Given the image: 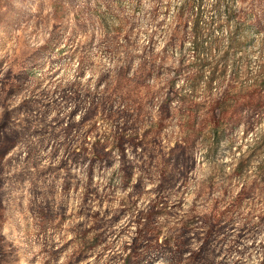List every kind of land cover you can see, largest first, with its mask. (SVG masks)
<instances>
[{
  "label": "rangeland",
  "instance_id": "1",
  "mask_svg": "<svg viewBox=\"0 0 264 264\" xmlns=\"http://www.w3.org/2000/svg\"><path fill=\"white\" fill-rule=\"evenodd\" d=\"M97 56L123 66L108 95L92 97L75 124L89 97L78 83L57 82V69L67 73L77 57ZM0 107V223L31 215L42 264H101L106 256L105 264H143L140 250L160 245L163 228L172 234L164 244L182 262L191 252L185 264H233V253L242 264L255 250L264 231V0H239V7L237 0H0ZM33 134L44 150L56 145L53 160L60 148L67 158L33 173ZM17 148L29 151L22 167ZM129 148L144 158L139 177ZM117 149L121 167L113 171ZM69 161L88 163L86 181ZM146 176L158 181L154 199L126 220L149 195ZM25 183L32 185L27 208ZM129 188L118 201L117 191ZM105 201L103 214L93 211ZM122 220L128 227H118ZM133 224L136 238L121 255ZM22 254L0 236V264H18Z\"/></svg>",
  "mask_w": 264,
  "mask_h": 264
},
{
  "label": "clouds",
  "instance_id": "2",
  "mask_svg": "<svg viewBox=\"0 0 264 264\" xmlns=\"http://www.w3.org/2000/svg\"><path fill=\"white\" fill-rule=\"evenodd\" d=\"M167 2V0H165ZM251 3V0H249V4ZM237 4L239 7V0H237ZM31 12H36V8H32ZM147 27V25H145ZM31 29H29L30 31ZM151 31V29H148ZM23 32V26L21 28H17L14 30L13 35L14 37L20 36ZM141 45L147 43V38H144L140 41ZM163 47V45H161ZM160 49L158 48L157 51ZM123 55V54H121ZM141 64V60L136 59L134 61L132 72L129 73V75L135 74L137 71V68ZM123 66V61L120 58L115 59H106L101 57H92L91 59L85 58L83 62L81 61L80 57H77L71 64L70 70L66 73L65 71L61 69H57L59 71V76L56 78L57 82L62 81L66 86L69 84H79L82 88V96H87L89 99L85 101L84 106L82 107L81 111L74 117L73 122L75 124H79L80 121L84 118L85 114L88 112V109L92 106V97L100 98L102 99L104 96L108 95L106 92V89L109 87V83L113 82L114 76H115V69ZM108 74L109 80L101 82V76ZM179 87V85H178ZM22 102L21 100H17V105H19ZM76 108V103H73L69 105L67 109L61 114L62 118L68 117L69 114L73 111V109ZM4 113V108L0 107V117H2ZM56 117V113L53 112L52 116L49 117L50 121ZM64 127H67V120L65 122ZM107 131H114V129L106 128ZM95 139V137H93ZM64 142V137L61 136L60 143ZM43 144V141H41L38 137V135L33 134V145H34V155L32 157L33 163L36 165V167H31V171L33 173H36L39 169L40 171L47 170L49 167H57L60 165L61 161L66 159L65 156V149L60 148L59 154L56 156L55 160L52 159L53 150L56 147L55 144L52 146L47 147L46 150L41 148V145ZM74 147H79V144H76ZM206 151V149H205ZM19 153V159L21 161L20 166H24V161L29 158V151L27 148L20 149L17 148L13 154ZM12 154H10L11 156ZM113 155L116 157V163L114 165L113 171H116L120 169L121 163H120V153L117 149ZM128 160L132 162L134 167L136 168V176H140V169L139 166L144 163V158L134 156L132 154L131 149H128ZM176 162L173 161L172 164L174 165ZM69 164L71 165V172L73 175L78 176L81 180L86 181L87 175L86 171L88 168V163H82V166H77L75 164H72L71 161H69ZM16 169H14L15 171ZM145 171H148V169H145ZM61 173L63 174V169H61ZM133 183H136V179H133ZM158 181H155L150 178V176L145 177V188L146 191L149 193L148 196H146L143 200L140 201V204L137 205L136 209H133L132 213L128 214L127 219H134V214L138 213L142 210V206H146V204L149 202V200L154 199V196L152 195V190L157 187ZM7 192V188L5 189ZM132 189L129 188L126 192H120L117 191V197L119 200H126L128 193L131 192ZM31 192H32V185L30 183H25L23 187V193L20 196V200L22 201L25 208H27L31 202ZM83 193V188L81 189V195ZM194 196H189L188 200L189 203L194 199ZM114 203L111 205L113 209L121 207L119 202ZM6 203V201H5ZM110 205L107 201H105L103 208L99 206V203L93 205V211H100L101 214H103V210L109 208ZM188 207V205H186ZM71 212L78 211L76 204H73L70 208ZM81 220L84 219L83 216L80 217ZM126 220H122L120 225L118 227H128V224L126 223ZM163 217L157 218V225L155 227L159 228L160 224L159 221H162ZM242 222L237 223V228L242 227ZM140 227L138 225L133 224L130 228V230L127 232L126 235H124L121 240L120 244L118 245V249L120 250L121 255H126V253L123 252L122 246L127 244L129 247H131L133 239L136 238L137 228ZM37 229L35 226L34 219L31 215L27 216H20L18 215L15 219V222L12 220H5L4 222L0 223V236H4L5 238L12 241L18 249L21 250L22 255L19 256L18 264H29V261H32L35 259V264H42L43 260L45 259V256L43 254V244L41 241H38L36 239L35 233ZM163 234L160 235V245H157L155 247H152L150 245H145L144 248H142L140 251L143 253V264H185L187 257L191 256V252H187L185 254V262H182L177 254H175L170 248L167 247V245L164 244V241H166L172 234L169 233L168 228H163ZM67 239H72L71 236H68ZM56 243L59 245L61 243L60 237L57 236L55 238ZM246 243H251L250 241H247ZM204 241L200 240L199 243H194L192 247L195 251H199L200 247L203 246ZM163 245V246H161ZM255 245L256 248L253 251H250L247 255L243 256L242 258V264H262L264 262V231H261L259 236L255 239ZM178 246V245H177ZM234 256L233 264H235L236 260H241V257L238 255ZM108 257H105L104 261H101V264H105ZM223 259V257H221ZM59 264H65V261L63 258L59 261ZM91 264V262H89ZM119 264H123V261H120Z\"/></svg>",
  "mask_w": 264,
  "mask_h": 264
}]
</instances>
